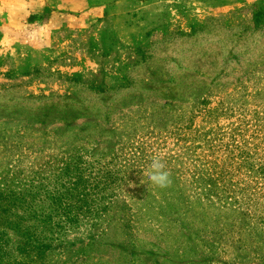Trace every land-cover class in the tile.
I'll return each instance as SVG.
<instances>
[{"label":"rangeland","instance_id":"obj_1","mask_svg":"<svg viewBox=\"0 0 264 264\" xmlns=\"http://www.w3.org/2000/svg\"><path fill=\"white\" fill-rule=\"evenodd\" d=\"M72 2L44 25L55 4L0 0V224L22 223L1 224L0 264H264L257 216L195 178L229 173L264 206V0ZM35 223L53 232L19 245Z\"/></svg>","mask_w":264,"mask_h":264},{"label":"trees","instance_id":"obj_2","mask_svg":"<svg viewBox=\"0 0 264 264\" xmlns=\"http://www.w3.org/2000/svg\"><path fill=\"white\" fill-rule=\"evenodd\" d=\"M255 11V21L257 23L262 22L263 16H264V3H259L256 6ZM259 170L264 175V165H260ZM229 173H223L219 172L216 176L209 174V172H201L198 174L196 180L200 183V179L202 180L203 187L200 185L198 186L199 189H202V192L204 193V198L206 199L207 203L210 205H216L221 208H226V211H232L233 213H236L239 218L247 219L252 218L249 214L254 213V215L257 216V219H259V223L261 225H264V206H261V203L257 200V197H255L256 193H253L247 189L246 185L239 186L236 183H232L231 180H228ZM196 181V182H197ZM231 194V195H230ZM230 197V198H229ZM238 202V203H235ZM244 204V205H242ZM0 210H10V208L3 207L0 205ZM34 214H38L34 210ZM52 217L44 216L41 221V226L45 227L46 224H52L51 220ZM3 222L1 224L7 225L6 228H14L15 226L19 228L22 223L20 221L18 222H12L9 218H2ZM71 222L70 219H57L54 221L55 228L60 227L62 228L64 223ZM0 224V226H2ZM9 229H3L0 233V248L6 247V245H9L12 243V241L4 239L7 236ZM1 231V229H0ZM37 231L42 234L46 235L47 232L52 233L53 231H46V228L39 229L37 227V224H31L25 229L16 230L18 234L17 243L19 245L25 246V245H34L36 241L39 239V235L37 234ZM264 239V234H262ZM50 237V236H48ZM45 238V237H44ZM254 242V241H253ZM47 245L45 242L39 243L37 245L38 250L41 251V249ZM238 248H241V245H237ZM251 246V247H250ZM249 247L251 250H253L252 245L249 244ZM258 247V246H257ZM260 248L264 250V244L260 245ZM256 255H262L254 249ZM260 264V263H259Z\"/></svg>","mask_w":264,"mask_h":264},{"label":"clouds","instance_id":"obj_3","mask_svg":"<svg viewBox=\"0 0 264 264\" xmlns=\"http://www.w3.org/2000/svg\"><path fill=\"white\" fill-rule=\"evenodd\" d=\"M165 163L163 161L162 155H154L151 159V162L148 166V169L145 173L148 180L152 185H155L159 188H167L171 185V174L165 170ZM130 187L135 185L129 184Z\"/></svg>","mask_w":264,"mask_h":264},{"label":"crops","instance_id":"obj_4","mask_svg":"<svg viewBox=\"0 0 264 264\" xmlns=\"http://www.w3.org/2000/svg\"><path fill=\"white\" fill-rule=\"evenodd\" d=\"M41 1V3H37L36 6L39 7V8H43L45 7L46 4H55L58 8H57V11L55 10L54 12V15L51 17V20L44 24V25H47V24H53L55 22H57V25L60 24L62 21H65V22H69L67 20L68 18V14H66L67 11L69 10H72V1L73 0H39ZM83 1V0H81ZM3 3H0V6L2 5ZM39 9V10H41ZM64 17H66L64 19ZM63 18V19H62Z\"/></svg>","mask_w":264,"mask_h":264}]
</instances>
